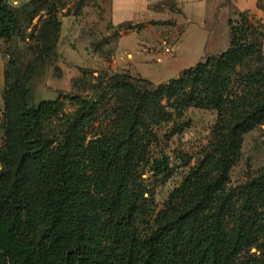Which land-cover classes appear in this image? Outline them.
<instances>
[{
	"label": "trees",
	"instance_id": "16d2710c",
	"mask_svg": "<svg viewBox=\"0 0 264 264\" xmlns=\"http://www.w3.org/2000/svg\"><path fill=\"white\" fill-rule=\"evenodd\" d=\"M17 24L12 0H0V37H12ZM235 40L178 77L138 91L118 126L101 136L89 137L97 96L68 97L77 106L72 113L61 98L37 106L21 98L0 144V264H264V167L230 184L243 133L264 122V98L238 118H231L230 105L224 109ZM118 76L111 86H120ZM197 85H206L205 103L226 116L198 168L172 193V206L156 213L143 174L150 162L157 176L170 170L167 153L151 158L157 127L176 116L162 101L173 100L178 114ZM55 117L63 125L50 134L47 123ZM2 123L0 113V141ZM117 220L108 243L98 234L92 241L101 223Z\"/></svg>",
	"mask_w": 264,
	"mask_h": 264
},
{
	"label": "rangeland",
	"instance_id": "374dc122",
	"mask_svg": "<svg viewBox=\"0 0 264 264\" xmlns=\"http://www.w3.org/2000/svg\"><path fill=\"white\" fill-rule=\"evenodd\" d=\"M12 3L18 12L15 33L12 37H0L1 145L7 139V123L10 125L17 119L16 108L21 98L34 106L43 100L61 98L64 110L72 113L77 106L68 97L97 96L100 109L89 127V137L101 136L118 126L127 102L133 101L138 91L149 92L178 77L184 69L196 64L202 54L200 61L205 62L225 51L233 37L239 52L229 67L231 84L224 109L230 105L231 118H238L245 115L253 101L264 98V16L233 11L227 29L224 20L221 21L220 33L212 38L209 51L204 53L198 44L200 33L191 30L182 41L173 44L169 32L178 29L180 36L183 31L179 26L183 14L180 0H151L154 18L131 28H119L114 22L112 0H12ZM259 4L264 8V0H259ZM117 73L119 85L122 84L118 88L110 83ZM204 82L208 83L205 79ZM207 93L206 85H197L192 100L187 99L178 114L173 100L162 101L176 116L173 121L163 120L157 127L159 138L151 158L167 153L171 158L170 170L157 176L150 162L143 174L156 213L172 206V193L198 168L210 150L219 120L225 119L226 111L205 103ZM62 125L63 119L55 117L47 123L46 130L55 133ZM242 138L241 156L231 172L233 186L264 167V122L249 127ZM117 224L121 223L118 220L113 226L101 223L92 241L98 236L108 243L117 231Z\"/></svg>",
	"mask_w": 264,
	"mask_h": 264
},
{
	"label": "crops",
	"instance_id": "0c3cea01",
	"mask_svg": "<svg viewBox=\"0 0 264 264\" xmlns=\"http://www.w3.org/2000/svg\"><path fill=\"white\" fill-rule=\"evenodd\" d=\"M180 1L183 14L181 15V20H179V26L183 28V31L180 36H177L179 34L178 29L169 32L173 44L175 45L182 41L191 30L198 34L200 33L198 44L204 50V53L209 51L212 38L220 33L222 29L220 28L221 21L224 20V29H227L233 11L238 13L249 11L256 13L260 17L264 16V8L259 4V0ZM111 13L117 25L127 22L139 23L155 16L151 8V0H112ZM133 33H137V31ZM203 56L204 54L200 56L199 61Z\"/></svg>",
	"mask_w": 264,
	"mask_h": 264
},
{
	"label": "built area",
	"instance_id": "2783aa9c",
	"mask_svg": "<svg viewBox=\"0 0 264 264\" xmlns=\"http://www.w3.org/2000/svg\"><path fill=\"white\" fill-rule=\"evenodd\" d=\"M170 50V48H167V51H169Z\"/></svg>",
	"mask_w": 264,
	"mask_h": 264
},
{
	"label": "water",
	"instance_id": "95a60500",
	"mask_svg": "<svg viewBox=\"0 0 264 264\" xmlns=\"http://www.w3.org/2000/svg\"><path fill=\"white\" fill-rule=\"evenodd\" d=\"M253 251H255V248H253Z\"/></svg>",
	"mask_w": 264,
	"mask_h": 264
}]
</instances>
